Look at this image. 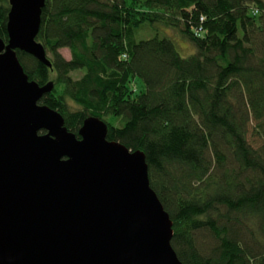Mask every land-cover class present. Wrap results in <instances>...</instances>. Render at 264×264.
I'll return each mask as SVG.
<instances>
[{"label": "trees", "instance_id": "obj_1", "mask_svg": "<svg viewBox=\"0 0 264 264\" xmlns=\"http://www.w3.org/2000/svg\"><path fill=\"white\" fill-rule=\"evenodd\" d=\"M9 11L0 0L6 43ZM161 25L195 53L138 39ZM36 39L52 67L16 54L31 81L54 83L40 104L78 138L97 117L145 153L183 264H264V0H46Z\"/></svg>", "mask_w": 264, "mask_h": 264}, {"label": "water", "instance_id": "obj_2", "mask_svg": "<svg viewBox=\"0 0 264 264\" xmlns=\"http://www.w3.org/2000/svg\"><path fill=\"white\" fill-rule=\"evenodd\" d=\"M0 38V264H183L143 151L88 117L79 138L40 104L16 50L52 67L37 41L46 0H9Z\"/></svg>", "mask_w": 264, "mask_h": 264}, {"label": "rangeland", "instance_id": "obj_3", "mask_svg": "<svg viewBox=\"0 0 264 264\" xmlns=\"http://www.w3.org/2000/svg\"><path fill=\"white\" fill-rule=\"evenodd\" d=\"M160 30H162L164 33H166L167 35H164L163 33H161L160 31H156L155 29H145V30H140L138 32V39H148V38H152L156 35L159 36H170V38L172 37V39L174 40V42L176 43L180 53L182 56L184 57H189L190 55H192L193 53H195V47L192 46V44L185 40L178 31L169 28V27H164V26H160ZM160 32V33H159ZM194 48V50H193ZM61 54L63 55V57L67 60L71 59V52L68 48H63L60 49ZM50 56V54H49ZM84 74V71H76L74 73H72L74 78H80L82 77V75Z\"/></svg>", "mask_w": 264, "mask_h": 264}]
</instances>
